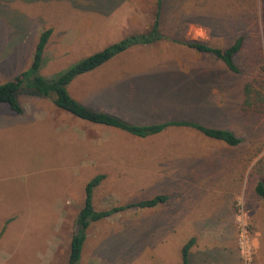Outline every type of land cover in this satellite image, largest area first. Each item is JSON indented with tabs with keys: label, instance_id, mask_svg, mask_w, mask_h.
Returning a JSON list of instances; mask_svg holds the SVG:
<instances>
[{
	"label": "rangeland",
	"instance_id": "1",
	"mask_svg": "<svg viewBox=\"0 0 264 264\" xmlns=\"http://www.w3.org/2000/svg\"><path fill=\"white\" fill-rule=\"evenodd\" d=\"M158 1L0 0V82L29 67L45 29L53 31L41 73L51 77L149 29ZM162 1L164 38L77 77L71 95L136 123L193 119L231 129L242 143L231 147L188 127L137 137L25 92L23 113L0 103V264H67L85 185L98 174L105 179L93 193L97 209L170 199L93 222L80 264H182L192 237L190 264H244L243 218L251 264H264V233L254 225L255 208L264 210L254 191L264 178V104L244 103L247 83L264 93V0ZM240 37L237 73L182 43L228 47Z\"/></svg>",
	"mask_w": 264,
	"mask_h": 264
},
{
	"label": "trees",
	"instance_id": "2",
	"mask_svg": "<svg viewBox=\"0 0 264 264\" xmlns=\"http://www.w3.org/2000/svg\"><path fill=\"white\" fill-rule=\"evenodd\" d=\"M162 0L158 1L159 9ZM160 10L156 14L152 26L144 32L133 33L122 39L110 43L104 48L78 60L66 69L51 77L41 73L44 65L45 50L52 35V28L45 29L39 36L35 47L34 57L29 67L22 70L13 78L0 82V103H5L16 113H23L24 107L20 101L22 93H31L36 96L52 99L55 106L72 115L94 124L105 125L120 129L137 137H149L159 134L170 127L192 128L207 137L219 140L228 146L235 147L242 143V138L231 129L212 127L193 119H168L150 123H136L126 120L117 114L92 108L73 97L69 91L70 84L79 76L90 73L114 57L138 45H152L164 38L161 31ZM182 43L201 54H211L221 60L232 72H239L236 56L242 50L244 37L238 38L228 47H217L200 39H185ZM147 76H150L148 74ZM138 78H145L139 76ZM253 83L244 86V103L248 106L264 104V93L255 90ZM105 179V174H98L85 185V199L76 221L75 231L70 242V252L67 264H80L84 245L87 239V230L93 222L109 218L117 213L131 208H154L169 201L168 194H157L150 198L140 199L124 205L97 209L93 201L94 190ZM255 193L264 200V178L258 179L254 187ZM195 237L190 238L181 249L182 264H190L191 248L195 244Z\"/></svg>",
	"mask_w": 264,
	"mask_h": 264
},
{
	"label": "built area",
	"instance_id": "3",
	"mask_svg": "<svg viewBox=\"0 0 264 264\" xmlns=\"http://www.w3.org/2000/svg\"><path fill=\"white\" fill-rule=\"evenodd\" d=\"M244 215V212H243ZM242 229L239 238V247L244 264H251L253 260V244L250 237L249 226L246 218L242 219Z\"/></svg>",
	"mask_w": 264,
	"mask_h": 264
},
{
	"label": "crops",
	"instance_id": "4",
	"mask_svg": "<svg viewBox=\"0 0 264 264\" xmlns=\"http://www.w3.org/2000/svg\"><path fill=\"white\" fill-rule=\"evenodd\" d=\"M254 219H255L254 220V225H255L257 231L261 235H263V233H264V221H263V219H264V210H260L259 208H255V210H254ZM190 256H191V253H190Z\"/></svg>",
	"mask_w": 264,
	"mask_h": 264
}]
</instances>
